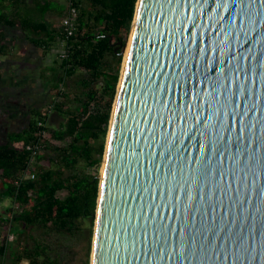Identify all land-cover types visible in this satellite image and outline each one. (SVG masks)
Listing matches in <instances>:
<instances>
[{"label":"water","instance_id":"1","mask_svg":"<svg viewBox=\"0 0 264 264\" xmlns=\"http://www.w3.org/2000/svg\"><path fill=\"white\" fill-rule=\"evenodd\" d=\"M132 27L91 264H264V0H137Z\"/></svg>","mask_w":264,"mask_h":264},{"label":"trees","instance_id":"2","mask_svg":"<svg viewBox=\"0 0 264 264\" xmlns=\"http://www.w3.org/2000/svg\"><path fill=\"white\" fill-rule=\"evenodd\" d=\"M49 2L33 0V6L23 0H0V24L12 27L18 21L24 30L31 31L34 45L47 50L59 40L67 52L65 57L58 55L59 70L52 74L54 83L50 88L55 98L48 106L62 118L57 127H51L50 136L65 143L54 145L43 135L49 113L36 104L30 105L26 127L7 131L6 139L0 142V203L10 199L4 210L8 215L1 219L11 222L10 229L16 236L5 239L0 255L3 259L10 251L11 264H22L23 260L27 264H70L65 259L69 249H65L64 239L85 229L90 252L99 168L120 75V50L131 29L137 4V0H71L80 11L74 33L66 37L44 16L33 17L34 8L44 14L56 10L50 8ZM66 11L64 7L56 12L64 15ZM115 44L119 45L117 50ZM73 76L79 90L71 96L66 78ZM61 83L69 89L65 91ZM70 102L75 105H68ZM33 141L40 142L42 150L31 163L35 177L29 178L26 171L31 153L25 145ZM60 191L65 194L59 195ZM36 228L57 237L48 241L44 235L36 237L27 232ZM24 233L32 241H26ZM85 264H89L88 259Z\"/></svg>","mask_w":264,"mask_h":264},{"label":"rangeland","instance_id":"3","mask_svg":"<svg viewBox=\"0 0 264 264\" xmlns=\"http://www.w3.org/2000/svg\"><path fill=\"white\" fill-rule=\"evenodd\" d=\"M49 5L51 9H56V10H50L48 11L46 14L43 13V11L41 10H37L34 8V11L36 13L35 17L36 19H41L44 18L51 24V26L55 29H59L60 25H61V19L63 15H58L56 11L63 9L64 7H66L68 0H49ZM28 5H33V0H29ZM38 6V4H36V7ZM44 14V15H43ZM132 28V25H131ZM131 29L129 31L128 37L126 40H128L129 35H130ZM28 34L32 36L31 31H28ZM63 48V43L60 42L59 40L55 41L53 45L49 46V48L46 50L45 49V57L44 60L46 58H50L52 61V65L56 64L57 66L60 63V59H59V52L60 50ZM40 52L39 48H37V51L35 50V53ZM122 58H121V63H120V75H121V69H122V65H123V60L125 57V53L121 54ZM31 57V56H30ZM50 67V64H49ZM59 70V67H58ZM119 75V78H120ZM75 76L73 77H68L66 78V83L68 85H70V90H71V96H73V91L76 92L77 90H79L78 88H76V84H75ZM47 89L49 90L51 87V85H53V81L52 80V73H51V79L48 77L47 79ZM119 83V81H118ZM64 84V90L66 91L67 89H69L68 85ZM31 85V84H30ZM38 87V83L35 84ZM34 86V84L32 85ZM118 86V84H117ZM37 87L33 88L35 89V94H33V92H27V95H25V93H13V96L11 97V104L10 107L8 108L10 111H13L14 109L19 110V115H10V113H5V114H1L0 115V120H8L9 117L12 118V123H14V125H10L9 130H20L21 126H25L27 125L28 122V114H25L24 111L26 112V109L24 107V105L28 104L29 102H34L38 107H40L42 110H48L49 113V117L47 120V130L45 131V137L49 138L50 143L54 144V145H63L65 142L63 141H59V140H55L52 139L50 136V129L51 127H57V125L59 124V122L62 120V118L60 116L57 115V113H55L53 110H49L48 106L49 103L51 101V99L54 97V95L50 93V91L48 92L47 90L44 92L43 90H41L39 93L36 92L37 91ZM118 88V87H117ZM55 98V97H54ZM62 100V99H60ZM115 100V99H114ZM8 103V102H7ZM19 105V107H14V105ZM114 104V102H113ZM68 105L73 106L75 105L74 102H70ZM112 109H113V105H112ZM112 112V111H111ZM24 113V114H23ZM9 114V116L7 115ZM16 125V126H15ZM0 126H2L4 129H0V141H4L6 139V134L7 131L5 129V124H0ZM5 134V135H4ZM106 141H107V137H106ZM106 145V142H105ZM105 152V150H104ZM104 158V155H103ZM103 158L101 161V165L99 168V174L101 172V167L103 165ZM65 194V191H60L59 195L63 196ZM9 198H6L4 202L0 203V245L3 244L6 238H10V239H16V236L14 233H12L13 231H11V222L10 221H6L4 218L1 219L2 217H5L8 214H5L6 212H4L5 207L8 206L9 202ZM28 233L33 234L36 237H42L43 235L45 237H47L48 241H53L56 239V235H54L53 233L51 234H47L42 228H36V229H28L27 230ZM93 233H94V227H93ZM92 233V234H93ZM24 236L26 238V241H32V239L30 238L29 234L24 233ZM7 240V239H6ZM92 242H93V235H92V239H91V243H90V252L88 254L87 252V248H88V231L87 229L83 230L81 234H77L74 236H71V238L66 237L64 239V244L66 245L65 249H69L68 253L66 254V258L67 262H69L70 264H85L86 259H88L89 264H91V254H92ZM10 251H7L4 255V258L2 259V256L0 255V263L2 264H11L10 263ZM22 264H27V260H23Z\"/></svg>","mask_w":264,"mask_h":264},{"label":"crops","instance_id":"4","mask_svg":"<svg viewBox=\"0 0 264 264\" xmlns=\"http://www.w3.org/2000/svg\"><path fill=\"white\" fill-rule=\"evenodd\" d=\"M23 1L27 4L29 3V0ZM31 38L32 36L21 27L18 21L12 27L0 24V51L4 50L0 52V115L5 113L19 115V110L10 111L8 109L12 102L13 93H25L27 95V92H35L33 88L37 87L36 83H38L36 92L41 90L44 92L46 90L48 92L51 91L47 89L45 83L48 77H51V73L58 71L59 65H52L50 58L44 60L45 49L34 45L31 42ZM37 48H39L40 52L35 53ZM33 84L34 86H32ZM34 92L33 94H35ZM34 104V102H29L24 105L26 109L24 113L27 114L30 105ZM17 106L19 107L18 103L14 105V107ZM7 115L9 116V114ZM12 120L9 117L8 120H0V124H5V129L9 130L10 125H14ZM25 127L26 125L20 128L23 129ZM0 129L4 128L0 126ZM17 129L9 130V132L17 131Z\"/></svg>","mask_w":264,"mask_h":264},{"label":"built area","instance_id":"5","mask_svg":"<svg viewBox=\"0 0 264 264\" xmlns=\"http://www.w3.org/2000/svg\"><path fill=\"white\" fill-rule=\"evenodd\" d=\"M66 9H67V11L62 16V19H61L60 29L62 31H64L66 37H69L70 35H72L74 33L75 22H76V19L78 17L80 9H79V6L76 4H73L71 2V0H68L67 5H66ZM59 54L61 57H65L67 55V52L63 48L60 50ZM60 85H61L60 87L64 89V87H63L64 84L61 83ZM54 97H53V99H54ZM43 135L45 136V132L43 133ZM25 147L31 153V161L29 164V169L26 171V177L34 178L35 172L33 170L31 163L34 160V158L36 157V155L42 150V144L38 141H33L30 143H27L25 145Z\"/></svg>","mask_w":264,"mask_h":264},{"label":"bare ground","instance_id":"6","mask_svg":"<svg viewBox=\"0 0 264 264\" xmlns=\"http://www.w3.org/2000/svg\"><path fill=\"white\" fill-rule=\"evenodd\" d=\"M132 31H133V27L131 28V32H130V35H129V38H128V42H127V45H126V48H125V51H124L125 57H124V60H123V65H122V69H121V75H122V72H123V69H124V66H125V62H126V58H127V54H128V49H129V45H130V41H131V36H132ZM119 84H120V80H119L118 85ZM103 166H104V160H103V165L101 167V172H100L101 175H102V172H103Z\"/></svg>","mask_w":264,"mask_h":264},{"label":"flooded vegetation","instance_id":"7","mask_svg":"<svg viewBox=\"0 0 264 264\" xmlns=\"http://www.w3.org/2000/svg\"><path fill=\"white\" fill-rule=\"evenodd\" d=\"M114 46L116 47L117 45L115 44Z\"/></svg>","mask_w":264,"mask_h":264}]
</instances>
